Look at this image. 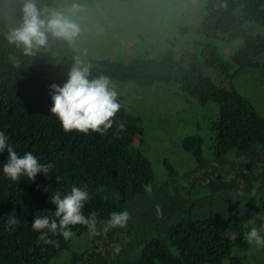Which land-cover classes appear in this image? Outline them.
<instances>
[{"label": "trees", "instance_id": "trees-1", "mask_svg": "<svg viewBox=\"0 0 264 264\" xmlns=\"http://www.w3.org/2000/svg\"><path fill=\"white\" fill-rule=\"evenodd\" d=\"M38 6L59 10L55 0H40ZM205 11L199 33L211 44L199 42L195 52L185 51L181 57L168 50L159 59L126 64L80 60L73 41L51 36L48 51L24 55L22 48L7 42L10 29L0 26V131L20 155L32 152L41 163L53 165L48 176L38 173L34 181H10L0 173V264H49L71 250L75 234L89 231L84 225H70L72 238L50 236L56 243L46 244L31 228L36 214L51 216L55 211L51 194H63L73 185L87 186L91 199L83 212L97 213L98 224L114 211L130 213L126 227L113 229L117 237L108 249L109 264L246 263L245 228L257 218L264 220V117L232 80L234 70L264 65V0H207ZM220 39L242 41L244 46L228 60L212 43ZM198 49L201 62L195 58ZM77 61L89 66L90 78L104 75L147 88L175 84L201 105L216 104L211 156L204 155L205 142L199 135L186 137L182 146L200 175L225 164L226 170H235L241 186L213 187L209 182L215 173L202 176L205 179L192 190L169 160L167 178L157 179L152 162L139 149L142 120L120 99L106 132L64 131L50 112L49 85L55 83L53 72ZM204 66L217 70L230 87L215 84L203 74ZM7 155L0 153V164ZM149 183L151 194L144 191ZM200 183L212 189L198 195ZM157 206L162 215H157ZM13 211L20 223L8 230L4 222Z\"/></svg>", "mask_w": 264, "mask_h": 264}, {"label": "rangeland", "instance_id": "rangeland-1", "mask_svg": "<svg viewBox=\"0 0 264 264\" xmlns=\"http://www.w3.org/2000/svg\"><path fill=\"white\" fill-rule=\"evenodd\" d=\"M55 1L59 10L74 19L80 27L79 34L73 40L80 60H110L126 64L133 60L159 59L168 50L181 57L185 51L195 52L194 46L199 42L211 44L199 33L207 0ZM73 3L79 5L78 10H72ZM20 19L18 10L15 14L0 11V26L5 29L15 27ZM259 32L262 33V29ZM212 43L228 60L244 46L242 41L233 43L222 39ZM48 49L47 44L39 50ZM197 53L195 58L201 62L200 49ZM70 68L63 66L56 70L51 76L52 80L62 85ZM233 73L232 86L264 117V65L256 69L234 70ZM203 74L218 86L230 87V83L217 70L204 66ZM111 82L123 106L142 120L144 137L139 149L152 162L157 179L167 178L165 161L169 160L189 186L192 185L191 189L196 188L198 182L205 178L201 179L204 175L195 169L194 159L184 151L182 143L188 136L199 135L205 142L204 155L211 156V127L217 118L218 106L214 103L201 105L196 99L185 96L175 84L147 88L131 82ZM224 167L225 164L218 165L214 172L205 175L208 177L216 173L209 183L218 189L241 186L235 170L229 171ZM210 189L209 185L200 183L198 195L206 194ZM262 223L264 220L257 218L245 229L256 227L264 235V229L260 228ZM116 237L113 229L101 235H92L90 230L77 233L73 237L71 250L49 264H109L108 249ZM245 255V264H264V247L249 245Z\"/></svg>", "mask_w": 264, "mask_h": 264}, {"label": "clouds", "instance_id": "clouds-1", "mask_svg": "<svg viewBox=\"0 0 264 264\" xmlns=\"http://www.w3.org/2000/svg\"><path fill=\"white\" fill-rule=\"evenodd\" d=\"M38 5L40 0H0V11L15 14L18 10L20 13V21L7 32L5 38L10 45L22 48L24 55H33L46 47L49 36L71 44L80 32L79 25L64 11ZM78 8V4H72V10ZM49 94L52 102L50 112L66 132H106L112 127L113 118L121 107L118 92L110 78L104 75L90 78L89 66L81 65L79 61L68 70L67 79L62 85H49ZM5 151L8 155L6 161L0 164V173L10 181H18L21 177L34 181L38 173L48 176L53 167L50 163H41L32 152L26 151L20 155L5 132L0 131V153ZM144 191L151 194L152 185H144ZM90 199L86 185H73L63 194H51L50 202L55 206V211L50 212L51 216L36 214L31 223L32 230L40 233L39 239L44 243L55 244L50 236L59 235L65 240L73 237L70 225L87 226L92 235L126 227L130 219L127 209L110 213L109 218L99 224L97 213L85 215L83 208ZM156 212L158 216L162 215L159 206ZM19 223L15 211L7 214L4 222L8 230H14ZM260 228L264 229V223ZM243 238L256 248L264 247V235L256 227L246 231Z\"/></svg>", "mask_w": 264, "mask_h": 264}]
</instances>
